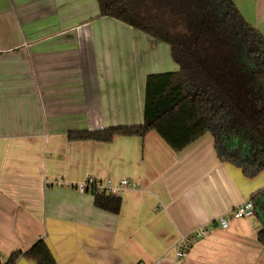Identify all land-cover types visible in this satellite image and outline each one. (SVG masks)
I'll return each mask as SVG.
<instances>
[{
	"label": "crops",
	"instance_id": "obj_1",
	"mask_svg": "<svg viewBox=\"0 0 264 264\" xmlns=\"http://www.w3.org/2000/svg\"><path fill=\"white\" fill-rule=\"evenodd\" d=\"M233 1L264 37V0ZM178 71L168 45L101 16L98 0H0L1 264L40 240L57 264H264L255 215L219 223L264 190V172L221 162L210 134L181 152L155 131L69 140L143 126L147 77ZM89 178L136 187L113 214L77 189ZM208 228L180 261L182 238Z\"/></svg>",
	"mask_w": 264,
	"mask_h": 264
},
{
	"label": "trees",
	"instance_id": "obj_2",
	"mask_svg": "<svg viewBox=\"0 0 264 264\" xmlns=\"http://www.w3.org/2000/svg\"><path fill=\"white\" fill-rule=\"evenodd\" d=\"M100 14L116 19L170 47L176 73L147 77L145 123L137 127L71 133V142L109 143L115 136L157 132L176 152L206 134L219 160L247 178L264 172V37L233 0H98ZM98 209L118 214L120 197L93 193ZM264 245V190L251 199ZM21 258L57 264L38 241Z\"/></svg>",
	"mask_w": 264,
	"mask_h": 264
},
{
	"label": "built area",
	"instance_id": "obj_3",
	"mask_svg": "<svg viewBox=\"0 0 264 264\" xmlns=\"http://www.w3.org/2000/svg\"><path fill=\"white\" fill-rule=\"evenodd\" d=\"M130 187L134 188L136 187V184L128 179H123L117 183H114L111 180L104 183L94 178H89L86 182L78 185L77 189L83 193H99L119 197L126 189ZM254 215L255 205L253 201L247 200L240 206L229 212L227 215L220 217V227L223 230H227L229 228V222L231 219H247L254 217ZM210 229H201L197 231L193 236L191 234L183 237L177 249V258L180 261H183L187 257V249L194 242V240L204 237L210 232Z\"/></svg>",
	"mask_w": 264,
	"mask_h": 264
},
{
	"label": "water",
	"instance_id": "obj_4",
	"mask_svg": "<svg viewBox=\"0 0 264 264\" xmlns=\"http://www.w3.org/2000/svg\"><path fill=\"white\" fill-rule=\"evenodd\" d=\"M1 264V263H0Z\"/></svg>",
	"mask_w": 264,
	"mask_h": 264
}]
</instances>
